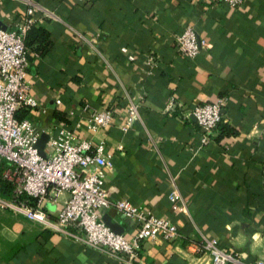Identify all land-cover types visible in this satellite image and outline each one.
Here are the masks:
<instances>
[{
  "label": "crops",
  "instance_id": "0c3cea01",
  "mask_svg": "<svg viewBox=\"0 0 264 264\" xmlns=\"http://www.w3.org/2000/svg\"><path fill=\"white\" fill-rule=\"evenodd\" d=\"M36 1L58 18L33 14L53 45L42 55L26 46L28 90L37 105L24 117L48 135L64 124L78 137L103 139L112 152L104 170L107 198L168 216L180 235L141 240L126 262L0 209V264H209L196 244L199 232L238 254L241 264L264 260V0L235 7L220 0ZM25 6V0H0V26L15 28ZM187 24L204 42L191 57L173 42ZM146 55H152L148 65ZM218 96H225L221 123L235 133L218 136L217 125L201 144L189 111ZM127 98L140 117L122 130ZM169 100L173 105L166 107ZM84 102L111 107L112 122L87 130ZM172 188L186 212L168 200ZM65 196L59 190L45 201L50 217ZM105 213L124 237L132 235L133 220L112 206L101 217Z\"/></svg>",
  "mask_w": 264,
  "mask_h": 264
},
{
  "label": "built area",
  "instance_id": "2783aa9c",
  "mask_svg": "<svg viewBox=\"0 0 264 264\" xmlns=\"http://www.w3.org/2000/svg\"><path fill=\"white\" fill-rule=\"evenodd\" d=\"M220 1L235 7L244 0ZM25 3V15L22 21L16 22L15 28L10 30L0 26V160L7 162L2 176L13 184L10 196L0 195V209L22 215L50 231L73 235L87 246L106 250L126 262L135 257L141 240L156 237L166 241L177 239L180 234L168 216L152 213L125 198L113 201L107 198L104 170L111 166L112 152L106 149L103 139L90 141L78 137L73 129L61 124L53 135H48L43 148L45 154L37 152L34 141L40 131L28 118L16 116L20 107L37 105L28 90L24 34L35 20V11L45 17L58 16L36 0H25ZM173 42L175 49L188 57L204 44L189 24L174 35ZM133 57L127 54L128 59ZM151 61L152 55L144 56V64ZM224 101L225 96H218L191 107L189 114L197 124L201 144L208 142L209 131L222 119ZM172 105L173 101L169 100L166 107ZM80 110L85 113V128L93 132L113 120V109L108 106L96 107L84 102ZM139 117L137 103L127 98L120 128L126 130ZM50 190L54 191L51 197ZM59 190L65 191L66 196L55 215L50 217L45 201L55 200ZM167 198L172 206L186 212L185 201L176 188L167 193ZM108 206L120 216L133 220L134 231L130 237L114 231L102 220L101 210ZM73 230H79L81 234L77 235ZM196 244L198 250L209 255V264H226L228 261L241 264L238 254L219 246L214 238L204 233H198ZM257 264H264V260H258Z\"/></svg>",
  "mask_w": 264,
  "mask_h": 264
},
{
  "label": "trees",
  "instance_id": "16d2710c",
  "mask_svg": "<svg viewBox=\"0 0 264 264\" xmlns=\"http://www.w3.org/2000/svg\"><path fill=\"white\" fill-rule=\"evenodd\" d=\"M24 44L30 46L36 55L44 54L52 45L53 41L49 36V31L42 26L32 22L26 29L24 34ZM28 109L26 107H20L16 116L18 118L26 116ZM55 116L63 119L62 113L55 112ZM219 126L218 136L221 134H234L235 130L225 123H221V120L216 124ZM215 126V127H216ZM7 166V162L4 159L0 160V195L10 196L12 194L13 184L2 176L3 169Z\"/></svg>",
  "mask_w": 264,
  "mask_h": 264
},
{
  "label": "water",
  "instance_id": "95a60500",
  "mask_svg": "<svg viewBox=\"0 0 264 264\" xmlns=\"http://www.w3.org/2000/svg\"><path fill=\"white\" fill-rule=\"evenodd\" d=\"M47 139H48V133L46 131H40L34 141V146L36 147V150L40 155L45 154L43 148H44V145ZM101 218L111 229H113L114 231L120 232V230L118 229L119 224L116 221L111 220L110 215L105 213L102 215Z\"/></svg>",
  "mask_w": 264,
  "mask_h": 264
}]
</instances>
